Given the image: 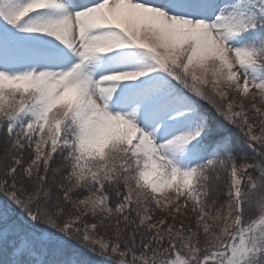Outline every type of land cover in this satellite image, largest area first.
I'll return each mask as SVG.
<instances>
[{
  "label": "snow or ice",
  "instance_id": "obj_1",
  "mask_svg": "<svg viewBox=\"0 0 264 264\" xmlns=\"http://www.w3.org/2000/svg\"><path fill=\"white\" fill-rule=\"evenodd\" d=\"M262 105L264 0H0V264H264Z\"/></svg>",
  "mask_w": 264,
  "mask_h": 264
},
{
  "label": "rangeland",
  "instance_id": "obj_2",
  "mask_svg": "<svg viewBox=\"0 0 264 264\" xmlns=\"http://www.w3.org/2000/svg\"><path fill=\"white\" fill-rule=\"evenodd\" d=\"M261 107H264V105H262ZM250 123H252V124L255 126V132H256V133H259V132H260L259 122H258L257 120H250ZM257 195H259V193H257ZM162 206H163V204H162ZM153 207L155 208V205H153ZM173 207H174V206L169 207L168 211H172V210H173ZM156 215H157V216H163L164 213L161 212L160 210H157V211H156ZM175 215H176L177 221H179V220H183V221L185 222V224H187V223L189 222V221L187 220V218H186V215H185L183 212L175 213ZM85 219H87V218H85ZM167 223H172L171 218H169V219L167 220Z\"/></svg>",
  "mask_w": 264,
  "mask_h": 264
},
{
  "label": "trees",
  "instance_id": "obj_3",
  "mask_svg": "<svg viewBox=\"0 0 264 264\" xmlns=\"http://www.w3.org/2000/svg\"><path fill=\"white\" fill-rule=\"evenodd\" d=\"M2 138H3V133L0 132V141H2ZM115 200V197H113V201Z\"/></svg>",
  "mask_w": 264,
  "mask_h": 264
}]
</instances>
